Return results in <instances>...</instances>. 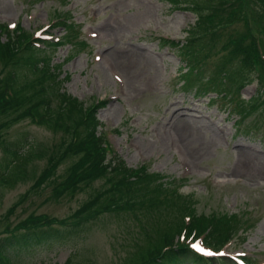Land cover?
<instances>
[{
  "label": "rangeland",
  "instance_id": "1",
  "mask_svg": "<svg viewBox=\"0 0 264 264\" xmlns=\"http://www.w3.org/2000/svg\"><path fill=\"white\" fill-rule=\"evenodd\" d=\"M56 19L67 25L53 27ZM195 19L168 0H0V24L63 37L50 64L62 62L58 76L65 91L85 106L106 100L97 118L127 166L145 164L164 184L173 182L169 188L180 184L196 214H238L245 240L237 235L223 253L264 264V117L255 111L237 125L235 93L233 103L212 102L208 97L215 93L198 94L192 79L181 78L184 62L159 37L183 39ZM233 28L240 29L237 24L226 31ZM218 60H208L205 76ZM256 83L241 89L239 98L253 96ZM0 136L4 145L33 155L23 180L0 185V240L30 215L69 217L103 184L90 182L72 197H54L47 182L36 189L45 156L64 143L66 133L22 119ZM1 143L0 172L7 158ZM65 167H57L55 178ZM140 224L148 223L131 214H100L76 228L59 225L61 237L22 246L0 242V249L8 264H124L143 242Z\"/></svg>",
  "mask_w": 264,
  "mask_h": 264
},
{
  "label": "trees",
  "instance_id": "2",
  "mask_svg": "<svg viewBox=\"0 0 264 264\" xmlns=\"http://www.w3.org/2000/svg\"><path fill=\"white\" fill-rule=\"evenodd\" d=\"M168 2L196 16L184 29L183 40L160 38L162 45L174 49L184 62L181 68L186 71L181 78L185 83L192 79L198 94L215 91L232 103L235 93L237 123L255 111H261L264 117V0ZM251 3L257 7L252 9ZM57 24L67 25L65 20ZM237 24L240 29L226 31ZM62 38L58 42L38 40L43 44L39 47L34 43L37 40L19 25L13 31L0 25V135L22 119L66 133L64 143L48 156L42 154L46 167L36 178V189L47 182L46 186L52 185L54 197H72L90 182L102 180L103 184L67 218L30 215L7 228L10 233L0 240L1 245L7 242L22 246L58 238L64 233L59 225L63 229L76 228L100 214H131L139 223L148 224H140L143 242L136 244L124 264H228V257L196 253L180 236L202 237L207 246L219 249L242 229L244 220L238 214H196L191 195L180 193L179 184L169 188L173 182L164 184L159 173L149 171L146 165L129 167L112 152L96 115L106 100L85 106L77 97L61 91L63 79L58 75L62 63L50 62ZM216 56L219 60L213 64L212 73L205 76L204 66ZM254 81L256 93L247 100L239 98L240 90ZM203 83L205 89L198 90ZM1 145L7 158L0 172V185L13 187L24 179L31 154L19 152L16 146ZM62 164H66L63 174L55 178ZM8 260L0 249V264H8Z\"/></svg>",
  "mask_w": 264,
  "mask_h": 264
},
{
  "label": "snow or ice",
  "instance_id": "3",
  "mask_svg": "<svg viewBox=\"0 0 264 264\" xmlns=\"http://www.w3.org/2000/svg\"><path fill=\"white\" fill-rule=\"evenodd\" d=\"M194 248H196L199 252L207 255V256H214V255H224V253H212L210 251L205 250L204 248L200 247L199 244L193 245Z\"/></svg>",
  "mask_w": 264,
  "mask_h": 264
}]
</instances>
